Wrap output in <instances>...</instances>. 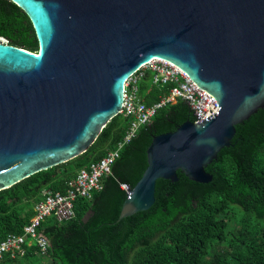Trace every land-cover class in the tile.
Returning <instances> with one entry per match:
<instances>
[{"label":"water","instance_id":"water-1","mask_svg":"<svg viewBox=\"0 0 264 264\" xmlns=\"http://www.w3.org/2000/svg\"><path fill=\"white\" fill-rule=\"evenodd\" d=\"M38 53L0 40V191L85 155L121 115L127 82L167 62L219 110L156 136L119 222L148 212L159 180L206 185L236 127L264 109V0H10ZM88 215L85 222H88Z\"/></svg>","mask_w":264,"mask_h":264},{"label":"trees","instance_id":"trees-1","mask_svg":"<svg viewBox=\"0 0 264 264\" xmlns=\"http://www.w3.org/2000/svg\"><path fill=\"white\" fill-rule=\"evenodd\" d=\"M0 39L34 53L40 48L31 19L10 0H0ZM138 88L152 107L172 86L153 85L148 70ZM133 121L118 116L85 155L0 191V241L23 235L43 191L66 194L82 170L118 149ZM187 121L195 119L185 102L159 110L121 150L103 189L77 199L75 219L43 225L47 254L27 248L24 257L7 254L0 264H264V109L236 127L230 148L206 169L211 183L190 182L180 172L177 183L159 180L153 207L119 222L128 199L122 187L133 190L143 178L152 139Z\"/></svg>","mask_w":264,"mask_h":264},{"label":"built area","instance_id":"built-area-1","mask_svg":"<svg viewBox=\"0 0 264 264\" xmlns=\"http://www.w3.org/2000/svg\"><path fill=\"white\" fill-rule=\"evenodd\" d=\"M153 73V85L165 87L171 85L170 93L152 107H147L139 96L138 82L146 71ZM135 75L126 84L125 101L122 114L133 118L128 135L115 151L97 164H93L89 170L84 169L78 177L69 183L66 194L45 191L42 200L35 207V216L24 235L9 236L5 241H0V260L9 254L13 258L24 257L27 247H37L42 254H47L50 249V241L42 232L43 225L48 221L55 220L62 224L72 221L76 217L75 205L79 197H90L94 190L103 189V180L112 175L113 166L120 158L121 150L129 144L143 126L151 123L157 112L167 106L175 105L178 101L188 104L194 115V123H203L205 120L216 115L219 105L215 99L205 91L199 89L188 77L175 66L154 60ZM130 193L128 186L122 187Z\"/></svg>","mask_w":264,"mask_h":264},{"label":"clouds","instance_id":"clouds-1","mask_svg":"<svg viewBox=\"0 0 264 264\" xmlns=\"http://www.w3.org/2000/svg\"><path fill=\"white\" fill-rule=\"evenodd\" d=\"M3 42H4V41H3ZM4 43H5V44H9L8 41H6V42H4ZM25 50H26V49H25ZM27 51H28V50H27ZM30 52H31V51H30ZM33 53H34V52H33ZM36 53H38V52H36ZM139 73H140V72H139ZM139 73H137L136 75H138ZM125 89H126V86H125ZM121 115H124V114H122V112H121ZM95 164H96V163H95ZM92 165H93V164H92ZM92 165H91V166H92ZM91 166H90V167H91ZM112 171H113V170H112ZM45 191H50V190H45ZM127 193H128V192H127ZM128 196H129V193H128ZM41 200H42V199H41ZM40 202H41V201H40ZM40 202H39V203H40ZM35 207H36V206H35ZM34 216H35V209H34ZM33 218H34V217H33ZM30 223H31V222H30ZM57 223H58V222H57ZM29 225H30V224H29ZM23 235H24V234H23ZM11 236H12V235H11ZM14 236H19V235H14ZM20 236H22V235H20ZM27 248H30V247H27V246H26V249H27ZM0 261H1V260H0Z\"/></svg>","mask_w":264,"mask_h":264},{"label":"rangeland","instance_id":"rangeland-1","mask_svg":"<svg viewBox=\"0 0 264 264\" xmlns=\"http://www.w3.org/2000/svg\"><path fill=\"white\" fill-rule=\"evenodd\" d=\"M0 40H2V41H4V42H6V41H7V40H5V39H0ZM44 192H45V190L43 191V193H42V196H43ZM35 205H38V203H37V204H35Z\"/></svg>","mask_w":264,"mask_h":264}]
</instances>
